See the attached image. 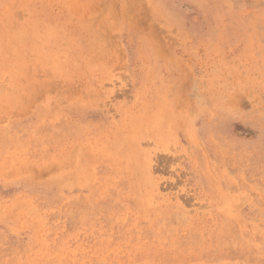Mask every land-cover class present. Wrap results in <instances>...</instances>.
Returning a JSON list of instances; mask_svg holds the SVG:
<instances>
[{
	"label": "rangeland",
	"instance_id": "1",
	"mask_svg": "<svg viewBox=\"0 0 264 264\" xmlns=\"http://www.w3.org/2000/svg\"><path fill=\"white\" fill-rule=\"evenodd\" d=\"M0 264H264V0H0Z\"/></svg>",
	"mask_w": 264,
	"mask_h": 264
}]
</instances>
